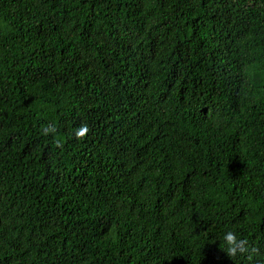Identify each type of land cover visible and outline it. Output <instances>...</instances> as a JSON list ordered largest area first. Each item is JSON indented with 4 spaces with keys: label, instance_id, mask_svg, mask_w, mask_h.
I'll use <instances>...</instances> for the list:
<instances>
[{
    "label": "trees",
    "instance_id": "obj_1",
    "mask_svg": "<svg viewBox=\"0 0 264 264\" xmlns=\"http://www.w3.org/2000/svg\"><path fill=\"white\" fill-rule=\"evenodd\" d=\"M0 264H264V0H0Z\"/></svg>",
    "mask_w": 264,
    "mask_h": 264
},
{
    "label": "clouds",
    "instance_id": "obj_2",
    "mask_svg": "<svg viewBox=\"0 0 264 264\" xmlns=\"http://www.w3.org/2000/svg\"><path fill=\"white\" fill-rule=\"evenodd\" d=\"M48 131L54 132L55 129L52 128ZM88 132V126L86 124H82L78 129L75 130L74 136L78 141H82L86 138ZM56 146L61 148L63 147L62 143L59 140L56 141ZM222 242L224 247L220 249L223 250L228 255V257L231 258L232 261L234 258L240 257L251 260L253 258V255L257 252L256 248L249 246V242L247 240L241 239L233 231H227L222 238Z\"/></svg>",
    "mask_w": 264,
    "mask_h": 264
}]
</instances>
